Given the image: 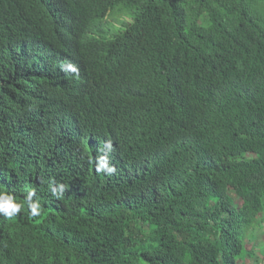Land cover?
I'll return each instance as SVG.
<instances>
[{"label": "trees", "instance_id": "obj_1", "mask_svg": "<svg viewBox=\"0 0 264 264\" xmlns=\"http://www.w3.org/2000/svg\"><path fill=\"white\" fill-rule=\"evenodd\" d=\"M33 190L39 216L0 215V264L243 262L264 228V0H0V192Z\"/></svg>", "mask_w": 264, "mask_h": 264}, {"label": "clouds", "instance_id": "obj_2", "mask_svg": "<svg viewBox=\"0 0 264 264\" xmlns=\"http://www.w3.org/2000/svg\"><path fill=\"white\" fill-rule=\"evenodd\" d=\"M70 71L71 72H78V69L75 66H72L69 63ZM61 69L64 70L63 65H61ZM108 149V153L104 156L97 157L96 163V172H105L107 174L115 173L116 168L115 166L108 167V154L113 150L112 142L105 141L103 148L99 149V151H104V149ZM65 190V186L63 184L58 185L57 187L52 188V195L55 196L57 199H60L63 192ZM35 195L34 190L28 194L26 199L21 202H16L11 195L4 194L0 192V215L4 217L11 218L14 215L21 212L22 208L28 209L29 218L37 217L41 214V206L38 201H33L32 196Z\"/></svg>", "mask_w": 264, "mask_h": 264}, {"label": "crops", "instance_id": "obj_3", "mask_svg": "<svg viewBox=\"0 0 264 264\" xmlns=\"http://www.w3.org/2000/svg\"><path fill=\"white\" fill-rule=\"evenodd\" d=\"M247 257L239 264H264V228L246 243Z\"/></svg>", "mask_w": 264, "mask_h": 264}, {"label": "rangeland", "instance_id": "obj_4", "mask_svg": "<svg viewBox=\"0 0 264 264\" xmlns=\"http://www.w3.org/2000/svg\"><path fill=\"white\" fill-rule=\"evenodd\" d=\"M116 17H117V19L119 18L120 20L125 21V22H129V21H130L129 18L125 17V14H124V13H120V14L117 15ZM116 25H117V24H116ZM235 199H236V198H235ZM235 199H234V200H235ZM236 203L239 204V202H236Z\"/></svg>", "mask_w": 264, "mask_h": 264}]
</instances>
